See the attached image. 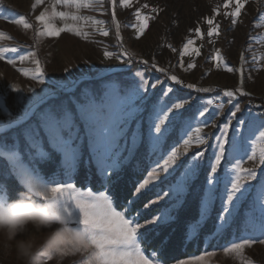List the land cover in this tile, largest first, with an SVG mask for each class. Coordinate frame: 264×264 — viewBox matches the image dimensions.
Wrapping results in <instances>:
<instances>
[{
    "label": "snow or ice",
    "instance_id": "1",
    "mask_svg": "<svg viewBox=\"0 0 264 264\" xmlns=\"http://www.w3.org/2000/svg\"><path fill=\"white\" fill-rule=\"evenodd\" d=\"M248 2L225 0V8L234 4L223 13L232 26L238 23ZM106 4L112 9L117 4L130 8L133 0H33L32 13L41 8L34 16L35 24L24 15L0 19L25 31L32 30L37 43L41 38L59 37L62 33L89 40L92 33L109 36V30L105 20L83 12L106 15L109 10ZM143 9H148V13ZM212 12L213 15L203 18L209 38L219 36L221 27L215 19L220 14L219 8H213ZM155 14L157 7L145 3L135 9V23L126 27L134 29L139 39ZM112 23L116 30L115 47L122 49L121 25L114 10ZM85 27L92 32L84 30ZM189 32L203 36L199 23ZM257 38L250 34L249 44ZM5 40L12 37L0 31V41ZM193 44L194 40L188 38L181 56L191 53L198 56L200 50ZM22 47L0 45V61L13 67L17 62H30L34 65L30 71L23 67L16 70L44 85L46 74L34 50L35 44L25 52H21ZM103 55L105 59L133 63L126 50L115 54L104 51ZM240 58L247 63L245 53ZM214 59L218 68L223 65L228 72L236 71L227 66L221 55ZM194 66L187 64L188 69ZM151 68L166 73L155 63ZM240 72L239 87L223 90L220 96L212 98L180 96L178 89L165 87L159 78L150 84L140 70L123 78L98 73L88 78L97 81L95 84H84L83 79L69 80L56 82L52 88H41L39 92L28 86L27 95L25 89L9 85L18 94L14 101L17 112L0 97V178L15 179L24 191H20L19 199L10 202L0 184V219L8 218L13 226L23 228L17 238L33 226L47 230L36 251L39 264L54 260L59 264L61 259L73 256L78 259L72 264H164L155 250L148 254L142 247L141 239L146 234L161 224L178 223L184 238L191 240L209 220H214L212 231L206 233V237L214 239L232 228L241 204L253 196L241 220L239 242L233 238L222 249L212 250L205 244L199 254L171 259L173 264H209V258L222 250L225 258L235 256L238 264H254L245 250L256 244L264 245V177L258 178L257 171L264 166V114L245 112L237 102L239 96L250 95L243 87L242 67ZM167 79L199 93L213 91L194 84L183 85L176 75H167ZM149 86L152 89L160 86V92H149ZM226 104L230 107L223 123L201 119L210 112L222 115ZM207 127L218 129L214 139L213 134L204 133ZM209 139L211 158L205 161L204 151H195L187 157L193 146L206 149ZM138 152L149 165H154L142 180L136 178L143 171ZM245 157L252 162L251 167L243 166ZM56 161L59 162L56 170L45 177L38 165ZM82 163L88 172L79 176L81 182L91 183L94 165V178L103 190L82 189L73 182ZM126 169L133 174L127 180ZM253 181L258 183L254 185ZM153 192L154 195H149ZM154 207L159 211L152 214ZM165 243L162 242L161 253Z\"/></svg>",
    "mask_w": 264,
    "mask_h": 264
},
{
    "label": "rangeland",
    "instance_id": "2",
    "mask_svg": "<svg viewBox=\"0 0 264 264\" xmlns=\"http://www.w3.org/2000/svg\"><path fill=\"white\" fill-rule=\"evenodd\" d=\"M32 3L33 0H3V3H0V17L8 16L10 19H18L19 15H24L30 23L35 24L34 16L39 14L41 8L38 7L36 12L32 13ZM145 3L149 4L150 7H157L158 14H155V19L149 21V27L144 35L137 39L135 30L126 27V25L135 23L133 13L136 8H140ZM224 4L225 0H133V7L122 8L117 4L115 9L106 4L105 7L109 9L106 15L101 16L97 12H83L84 15L105 20L107 22L105 27L109 30V36L105 37L98 33H92L89 40L76 37L70 33H62L59 37L41 38L37 43L32 30L25 31L21 26L0 19V31L12 37L10 41H0V45L18 47L22 45L21 52H25L32 49L35 44L34 50L46 74V83L39 85L22 76L16 70V68L23 67L30 71L34 68V65L30 62L23 64L17 62L16 67H13L4 61H0V97L4 99L6 106L15 113L17 109L14 107V101L17 99L18 94L11 91L9 87L11 84H16L25 89L24 95H27L26 88L28 86L36 87L37 92H39L41 88H52L56 82L78 79H83L84 82L91 81L88 78L94 77L98 73L123 78L131 76L136 70L143 71L142 69H136L134 72L126 74L124 72L130 68L131 64L121 63V60L116 58L105 59L103 55L104 51H111L115 54L126 50L133 57V60H147L149 66L155 63L158 68L166 70L164 76L153 73L151 70L149 72L143 71L150 84L159 78L163 81L165 87L170 85L178 89V95L183 97H218L223 90L239 87L240 69L242 67L243 87L250 95L239 96L237 102L245 112L251 111L253 114H260V109L263 110L264 114V105L262 106L260 102V100L264 101V0H249L235 26L231 25L230 18L226 19L223 15L225 11H230L234 4L230 5L229 8H225ZM217 7L220 14L215 19L221 26L220 35L209 38L207 36L208 25L203 22V18L213 15L212 10ZM113 10L116 13L117 21L121 25L122 49L115 47L117 41L115 26L112 23ZM148 11V9H143L144 13H148ZM198 23L201 26L202 37H196L194 32H189L190 29L194 30ZM84 30L92 32L90 27H85ZM250 34L258 37L251 44H249ZM188 38L194 40L192 47L199 48L200 54L198 56L195 53L181 56L182 46ZM242 52L247 57V63H244L240 58ZM217 54L222 56L227 66L236 71L228 72L223 65L218 68L216 66L218 62L214 59ZM253 57H255V61H253ZM188 63H194V68L188 69ZM65 69H68V71H65ZM167 75H176L183 85L194 84L199 88H211L213 91L199 93L187 89L168 80ZM148 91L159 93L160 86L156 89L149 86ZM249 98L259 101L251 100L253 106L246 107V103L250 101ZM224 99L226 101L227 98ZM229 107L226 104L222 115L214 116L210 112L201 119L214 120L217 124L223 123ZM217 131L216 128H204V133L213 134L212 139H214V134ZM211 142L212 140L209 139V146L206 149L204 146L199 148L193 146L186 154L187 157L190 158L195 151H204V160L207 161L212 157ZM244 159L246 162L243 166L251 167L252 162L247 161L246 157ZM141 163L144 164L146 173L151 166H154L149 165L142 156ZM257 171L258 178L264 177V166H261V169ZM76 176L73 179L74 183ZM252 183L255 185L258 181ZM160 187L163 188L164 185ZM87 188L89 187L82 189ZM3 194L6 195L5 191ZM253 195H255V191ZM252 198L253 196H249L248 200L241 204L240 215L232 228L214 239L212 237L206 239L205 244H207L209 250L213 248L222 249V246L233 238L239 242L243 230L241 220L245 217V210ZM46 236V229L38 230L33 226L27 234L17 239L30 238L38 248L43 244ZM145 237L141 239V245L146 253L150 254L152 251H148L143 246ZM245 255L254 264H264V245L256 244L251 249H246ZM77 259L78 257L75 256L66 257L61 259L59 264H72ZM0 264H23V261L17 256L14 243L7 241L2 234H0ZM49 264H56V261H50ZM209 264H238V261L235 256L225 258L221 250L218 251L215 257L209 258Z\"/></svg>",
    "mask_w": 264,
    "mask_h": 264
},
{
    "label": "trees",
    "instance_id": "3",
    "mask_svg": "<svg viewBox=\"0 0 264 264\" xmlns=\"http://www.w3.org/2000/svg\"><path fill=\"white\" fill-rule=\"evenodd\" d=\"M141 64L142 63H140L139 61L133 60V63L131 64L130 68L124 73L128 74L134 72L136 69H140ZM149 68L151 72L164 76V73L157 72L156 69L151 68V66ZM95 83H97V81L95 80L84 82V84H95ZM249 99L255 102L259 101L253 98H249ZM260 102L262 103L263 106L264 101L260 100ZM137 159H139L141 162V154L139 152L137 153ZM58 163H59L58 161H56L55 163L49 162L48 164H40L38 165V167L41 170V172L44 174V176L48 177L49 175H51L52 172L56 170ZM141 167L143 168V171L136 174V178H139L140 180H142L146 174V168L143 163H141ZM86 172H88V169L82 163L80 168L78 169V173L75 178V183L77 184V186L81 188L91 187V189L96 192L103 190L99 187V185L96 183V180L94 178V174H95L94 167H92L91 169L92 172L91 183L89 184V182L87 181L81 182L79 176ZM132 176L133 174L130 171V169H126L125 179L127 180L129 177ZM0 184H3L5 193L8 196L10 202L19 199L20 191H24L22 187L19 185L18 181H16L15 179L0 178ZM25 194L27 193L25 192ZM149 195H154V192L150 193ZM157 211H159V208H153L152 214H155ZM213 215L215 216V213ZM213 224H214V220H209L204 225L200 234L196 238L191 240L184 238L182 226L180 224L178 223L161 224L158 228L155 229V231L148 233L146 235L145 240L143 242V246L148 251L155 250L159 254L158 258L164 261L165 264H172L173 263L171 259L172 257L184 258L188 254H199L200 251L203 250L206 239L208 238L206 237V233L212 231ZM162 242H166V243L164 244L163 252L161 253Z\"/></svg>",
    "mask_w": 264,
    "mask_h": 264
},
{
    "label": "clouds",
    "instance_id": "4",
    "mask_svg": "<svg viewBox=\"0 0 264 264\" xmlns=\"http://www.w3.org/2000/svg\"><path fill=\"white\" fill-rule=\"evenodd\" d=\"M23 228L13 226L8 218L0 219V234L7 241L14 243L18 258L23 264H39V257L36 255L37 247L30 238L17 239V234L22 232Z\"/></svg>",
    "mask_w": 264,
    "mask_h": 264
},
{
    "label": "built area",
    "instance_id": "5",
    "mask_svg": "<svg viewBox=\"0 0 264 264\" xmlns=\"http://www.w3.org/2000/svg\"><path fill=\"white\" fill-rule=\"evenodd\" d=\"M150 66L149 65H144L143 63L140 65V69H142L143 71H147L149 72L150 71ZM246 107H252L253 106V102L250 100L249 102L246 103L245 105ZM259 113L260 114H263V110H260L259 109Z\"/></svg>",
    "mask_w": 264,
    "mask_h": 264
}]
</instances>
